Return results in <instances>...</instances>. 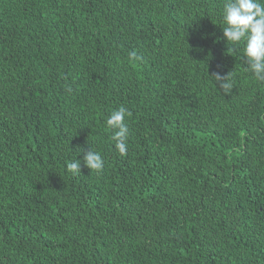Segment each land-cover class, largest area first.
Returning a JSON list of instances; mask_svg holds the SVG:
<instances>
[{
    "label": "trees",
    "instance_id": "obj_1",
    "mask_svg": "<svg viewBox=\"0 0 264 264\" xmlns=\"http://www.w3.org/2000/svg\"><path fill=\"white\" fill-rule=\"evenodd\" d=\"M223 2L0 0V264H264V82Z\"/></svg>",
    "mask_w": 264,
    "mask_h": 264
},
{
    "label": "clouds",
    "instance_id": "obj_2",
    "mask_svg": "<svg viewBox=\"0 0 264 264\" xmlns=\"http://www.w3.org/2000/svg\"><path fill=\"white\" fill-rule=\"evenodd\" d=\"M223 36L228 45L234 48L243 45V54L247 63L246 72L256 80L264 82V0H224L223 2ZM234 73L212 74L219 88L226 92L232 88ZM131 112L121 106L111 111L106 119V126L112 131L111 139L115 148L123 156L127 154L129 128L125 122ZM83 149H81V152ZM83 165L90 171L102 172L104 160L91 148L83 155ZM66 169L73 175H81V161L72 160Z\"/></svg>",
    "mask_w": 264,
    "mask_h": 264
}]
</instances>
